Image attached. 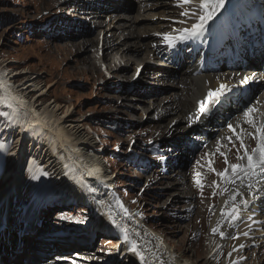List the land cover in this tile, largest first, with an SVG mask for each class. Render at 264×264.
Returning <instances> with one entry per match:
<instances>
[{
	"label": "rangeland",
	"instance_id": "1",
	"mask_svg": "<svg viewBox=\"0 0 264 264\" xmlns=\"http://www.w3.org/2000/svg\"><path fill=\"white\" fill-rule=\"evenodd\" d=\"M101 2L102 5L98 6V4L95 5V0H0V60L6 63L8 69L5 70L7 71L13 70L14 73L27 72V77L39 76L37 81L40 87L46 90L40 101L44 105L55 102L62 108L59 111L60 114L63 115V112L67 111L70 119L78 121L82 125L85 134L93 138L96 155L100 157L101 163L112 179L110 188L115 193L122 210L134 217L136 215L139 218L137 221L147 231L149 230L163 243L165 241L169 242V244H166L172 250L175 246H182L180 242L184 243L187 241L186 239L192 238L191 240L194 242V234L200 226L204 227L200 234L203 237L205 236L208 223L215 214V207L210 213L212 206L209 204L211 202L209 200L217 189L216 181L219 177L207 167L208 160H213L216 153L207 156L206 154L213 153L208 151H202V153L200 151L201 154L199 155L200 152L198 151L200 149L194 153L195 149L189 157L193 158V153L198 152L196 161L189 162L190 159L187 160L186 157L182 159L179 157L181 160H178L177 154L174 152L177 141H173L180 134L182 137L178 141H186V134L182 131L178 134L175 133L172 137V135L167 134L165 129V132L161 133L158 132V128L154 129L158 125L168 124L171 120L175 121L172 125L176 124L181 115L177 113L169 114L166 120L158 124L157 119L164 113L162 107L171 106L173 102L169 94L175 92L176 89L170 85H162L157 81V74L152 75L160 68L157 62H155L157 66L147 65L148 62H154L150 59L148 49L151 53L152 48L149 47V44L155 47L156 41L163 37L166 31L186 25L191 18L181 15V13L186 9L188 10L191 5L197 4L198 0H194V4L185 5L184 7L178 6V0H162L163 3L168 4L157 5L158 8L154 10H149L151 4L147 2L148 6L145 0H101ZM105 4L107 6H104ZM125 4L128 6H126V10H123ZM87 5H90L91 8L88 9ZM116 5L120 7V12L107 11V8ZM99 11L104 15H101ZM124 18L127 19L125 20L127 24L122 22ZM180 21H184V23H180ZM116 22H118V25L126 24L125 28L121 29L124 34H120L121 30L118 29V31H114ZM97 23H100V25ZM112 34H115V36H112ZM126 34L132 37L125 40L126 44L130 45L133 51H140L138 54L132 53L130 56L127 54V57L122 55L121 58V50L126 48V45H123V37ZM151 35H155L156 38L153 40ZM145 36H147V39H145ZM104 39H107L108 42L121 43L120 47L114 50L115 53L116 51L118 53L117 61H115L116 66H120V69H126V71L118 70L117 75L121 76V79L113 77L114 73L108 72V66L102 59L101 49ZM87 40L95 43L98 41L99 46H89L85 54H81V52L74 54L71 46L81 44ZM150 40H153V43ZM82 58H89L94 63L96 62V66L101 71V77H96L93 73L87 71L86 67L88 65H77V62ZM129 58L134 60V64L126 68L124 65L128 63ZM136 65L139 66L136 67ZM162 72L167 73V71H161V75H163ZM135 73L138 75L137 79ZM122 76L127 77V81L122 80ZM161 79L166 80L163 76H161ZM15 80V85L21 83L19 78ZM258 96H254L250 102L252 103ZM154 98L159 99L156 109L152 105ZM165 98L168 99L164 100ZM33 99L36 98L32 97ZM181 100L179 96L178 101L181 102ZM1 104L0 129L3 132H0V145L3 147H0V199L5 197L4 194H1L3 188L8 186V189L12 190L11 187L16 183V176L19 180V187L17 186V190L9 201V214L4 215V217L8 215L9 225L5 226L6 233L0 235V254L8 255L3 259H12L11 255L15 254L14 237L16 232L23 227L24 221H28L29 225L25 231H32V233L31 235L19 237L18 241L16 240L23 251L22 256L28 255L27 252L35 248H41L40 251L45 250L49 244L47 243V246H41L40 244H45L50 235L55 236L56 239V241H52V238L55 239L52 236L50 237L51 245H54L51 257L58 255L60 258L67 257L66 259L71 260L69 256L71 253L69 252L73 251L69 249H76L73 252L74 254L81 251L86 253L89 250L91 251L89 252L90 257L94 256V253H99L101 256L113 254L117 241L115 239L120 238V233L111 222L109 226H113L114 230H107L106 221L103 218H108L106 215L109 214L104 209L103 202L94 198L93 200L84 201V198L71 196L68 187L62 186L58 179L51 177L52 172L42 163L43 158L39 157L40 151H38V148L34 147L33 149L29 145V142L36 140V137L32 138L31 136L32 131L24 139L21 149L24 151L25 160L31 159L37 164H33V168L29 169L21 163L20 166L17 165L14 168V177L5 176L7 169V173L10 172L13 168L12 165L18 162L11 155L17 144V132L15 133L13 127L3 129L5 121H9V113L8 109L2 108ZM146 108H149L150 111L144 113ZM186 122H182L180 126H185ZM217 135L215 133L214 137ZM19 137L21 138V135ZM168 140L171 141L172 151L165 153L169 150L167 149L168 144L165 143ZM233 142L235 146L229 143L223 146L220 151L227 154V151L231 148V150L234 149L236 153L234 155L237 156V149H239L240 154L242 152L240 143L238 144V141L235 140ZM158 143H160V146L157 148L156 154L161 156L165 153L162 157H157L151 149L157 147ZM212 143H215V140ZM204 148L203 150H205ZM211 148L210 150L214 152ZM6 149H8V154L10 153L9 157L8 154L3 155V151ZM183 153L179 150L178 156ZM219 157L221 164L217 161L213 163L212 167L216 169L220 167L224 170L226 167L224 157L221 155ZM227 157L229 161L231 156L227 155ZM6 161H8L7 169ZM167 161H170L174 166L171 165L170 172L167 170L161 177L159 172L162 173V170H166ZM197 173L200 174L199 177L196 176ZM38 174L44 175V178L33 179L34 176L38 177ZM178 174L185 177L189 195L193 194V192H190L191 186L203 190L204 193L202 191L197 195L193 194L194 197L189 201L180 197L184 195L181 187L170 189L174 184V178L178 179ZM206 174H211L214 178L213 183L210 182ZM196 179L200 180L203 185L202 188L197 187ZM221 189H223V185ZM33 195L34 197L30 200ZM35 196L37 200L36 205L33 206L32 202ZM174 196L182 199L177 200L178 202H171ZM39 198L40 201H38ZM25 201L28 203L27 206L23 210L17 211V205L20 202L25 203ZM217 201H219V197H216V203ZM129 206L130 208H128ZM250 208L252 209V204L247 209L248 211L246 210L247 213L250 212ZM25 209L34 214L33 217L28 215V212L25 213ZM95 214L99 215L101 220L94 227H90L89 223ZM205 214L211 215L205 216ZM85 222L86 228H83L81 225ZM0 223V225L4 224V219H0ZM59 231H63L64 236L58 238L56 235ZM112 232L116 234L113 235ZM68 237L79 241L86 240L88 243H82L89 246H79L77 241L72 240H68L72 242L70 246L62 245L67 242ZM60 238H65L66 241ZM195 238L194 243L202 239ZM32 239L42 242H33ZM34 244H38L40 247H36ZM263 244L264 242L259 248L252 249V251L257 250V259L254 257V260L259 263H264ZM61 246H64L65 250L61 249ZM131 247L128 251L125 247L130 255L126 254L125 257L123 256L125 259L117 260L114 264H132L129 259L131 256L134 259L135 256L131 254ZM186 248L190 252L184 257H179L183 263L195 264L200 261L201 255L196 258L190 257L195 253L193 245ZM50 249H52V246H50ZM231 250L232 247L229 248L230 253ZM180 254L178 252L177 256ZM251 255L244 264L252 262L253 257ZM55 258L54 256L53 260ZM224 258L225 255L221 254L217 264H221ZM20 259V255L16 256V261L14 260L16 263L14 264H19ZM50 262L46 261L44 264Z\"/></svg>",
	"mask_w": 264,
	"mask_h": 264
},
{
	"label": "bare ground",
	"instance_id": "2",
	"mask_svg": "<svg viewBox=\"0 0 264 264\" xmlns=\"http://www.w3.org/2000/svg\"><path fill=\"white\" fill-rule=\"evenodd\" d=\"M145 1L150 2L151 4V8L149 10L155 8L157 5L160 6L167 4L160 3V0ZM229 1L230 0H226V5L229 3ZM117 6L118 5H116L115 7ZM125 6L128 5L125 4ZM86 7H88V9L89 7L91 8L90 5H87ZM191 13L192 12L190 11V14ZM193 18L194 21H190L189 25H192L196 22V16H194ZM125 20L127 19L124 18L122 22L126 23ZM97 24L100 25V23ZM126 24L118 25V22H116L114 31H118L122 28H125ZM122 33L124 34V31L121 30L120 34ZM176 35H178V33ZM112 36H115V34H112ZM123 38V45H126V48L124 50H121L120 57L122 58V55L123 57H127V54L130 56L132 53L138 54L140 50L138 52L136 50L133 51V49H131V46L126 44L125 42L126 39H130L132 37L126 34ZM120 44L121 43H118L116 41L108 42L107 39H104L101 49V56L102 59L107 63L108 70L114 73L113 77H118L119 79H121V76L117 75L118 70L116 69L115 63L116 58H118V53L117 51L115 53L114 50L120 47ZM95 45L99 46L98 41H96L95 43L94 41L87 40L83 41L81 44L72 45L71 48L73 49L74 54H77L78 52H81V54H85L89 46L96 47ZM154 46L155 47H152L151 54H154L156 57H161L163 55L161 43H156ZM127 62L128 63L124 65V67L126 68H129L132 64H134V60H132L131 58H129ZM95 63L92 59L82 58L80 61L77 62V65H88V67H86L87 71L93 73L96 77H101V71L96 66L97 63ZM139 65H136V67H138ZM6 68L8 69L6 63L0 60V95L5 97L6 99V102L2 103L1 106L2 108L4 107L8 109L9 113V121H5L3 129L6 130L8 129V127H13V130L15 129V133L17 132V144L13 148V152L11 153V155L15 157L16 161H19L21 157H25L24 151H21V145H23L24 139L30 135L29 132L32 131L33 133L31 134V136L32 138L36 137V140L32 139L35 141L29 142V145H31L33 149L34 147L38 148V151H40L39 157L43 158L42 163H44L47 168L52 172L50 176L54 177L55 179H58V182L61 183L62 186L68 187V189H70L69 192L71 193V196L80 199L84 198V201L90 199L93 200V198L95 200L102 201L103 204H101L104 205V209L107 210L109 214L108 218H103L106 221L105 225L107 226V230L113 231L114 226L120 233V238H118L117 241L123 240V243H126L129 239L131 245L133 242H135V244L137 245V251H139L143 255L144 259L142 261L140 257L136 255L135 252L131 251V254L135 256L134 259L132 256L129 259L131 260L130 262L132 264H187L185 262L183 263L179 259V257L181 258L187 255V253H189L190 251L186 247L190 248L191 245L194 246L195 255L192 254L190 255V257L196 258L199 255L202 256L201 258H199L200 261H197L195 264H217V261L219 260L221 254L225 255V258L221 264H244L251 254V256L253 257L252 262L246 264H264L257 262V260H254V257L255 259H257L256 255L258 253L256 252L257 250L252 251L253 248H259L260 246H262V243L264 242V175H256L250 178V182L255 185V188L253 189V191L256 192L255 196L250 194L247 188L249 178L246 177L243 183H241L239 179H236L235 183L233 184L228 182L226 179L219 177V179L216 181L217 189L214 191L211 196V199L209 200L211 201L209 204H211L212 206V210L210 211V213H212L213 208L215 207V214L211 217V220L208 223L207 232L205 233V236H201L200 232L203 230L204 227L200 226L195 232V234L192 232L194 234V242L196 240L195 237H198L200 239L202 238L200 241L194 243L191 240L192 238H189L186 239L187 241L184 242L185 244L182 241L180 242L182 246H175L174 248L172 247V250H170V246H168L169 242L165 241V243H163L158 237H156L153 233L149 232V230L147 231L144 226L139 221H137L139 218H137L136 215L135 218L125 210H122L121 205L117 203L115 193H113L112 189L110 188L112 184V179L107 173V170L104 165L101 163L100 157L96 155V146L93 138L85 134L82 125H80L78 121H73L72 119H70V116L68 115L67 111L63 112V115L60 114L59 111L62 108L55 102H49L47 105H44L40 101L42 100V96L45 95L44 93L46 90H43V88L40 87V84L37 81L39 76L27 77V72L14 73L12 72L13 70H5ZM187 69L190 68H186L185 70L183 69L180 71V79L176 75L178 72L174 73L169 70L167 71L165 68L157 69L156 72L152 74H157V81L159 83H162V85H170L174 89H176L175 92L169 94L171 95L170 98L173 102L171 106L162 107V111H164V113L161 115L160 118L157 119L158 124H160L161 121L166 120L169 114L177 113L178 115H181V118L176 124L172 125V123H174L175 121L171 120L168 124L158 125L157 127H154V129L158 128L159 133L163 132L165 129L167 131V134L169 136L172 135V137L173 135H175V133L178 134L182 131L185 132L187 130H192V132H195L196 136L194 137V139H192L193 142L189 141L190 143L188 144L187 148L182 143L174 151L177 152L176 156H178L179 150L183 151L184 153L178 157L181 158L182 156H186L189 159V156H191V153L197 148V146H200V144H202L201 148H204L206 143L212 141L215 138V133H217L218 135L216 136L215 143H212L211 149L214 151V154L216 153V155L214 156V160L216 162L218 161L219 164H221L219 157L220 154L219 152H217V141H221L223 146L229 144L228 140L225 139L226 137L232 135L229 132L228 124H232L234 127L240 125V127L245 129L246 132L255 133V129L251 128L249 125L243 122L244 110L247 107L253 105H255L258 109V111L253 114L254 119H256L258 122L264 121V116L260 115V113H264V91L261 93L259 98H257L252 104H250L249 106L246 105V107H244V110L241 108L239 110H236L235 108L233 111H230V115L225 116L224 119L223 114L221 112L212 116V118L217 119V123H219V120H221L219 126L214 125L215 121L211 120L212 118H209L208 115L201 116L197 122L192 123L189 120V115H191V113H194V107L198 105V102L207 95L209 89L214 90L218 88L220 84H231L235 83V81L231 77L227 76L226 73L206 75L204 77L196 78L192 76L194 70ZM119 70L126 71V69ZM161 71H167V73L162 72L163 75H161ZM161 76L166 79V82L161 79ZM17 78H19V82H21L19 85L14 84L16 81L15 79ZM126 78L127 77L122 76V80L125 81ZM174 80H177L178 82L175 83ZM179 96L182 99L181 102L178 101ZM14 97L17 99H14ZM32 97H35L36 99H33V101ZM167 99L168 98H165L164 100ZM158 100H156L155 98L152 100V105L154 109L157 108ZM21 101H24L25 103L21 104ZM137 101L142 102L139 100ZM257 101H259L260 103L257 104ZM8 105H11V107H9ZM149 111L150 109L146 108L144 110V113H147ZM195 112L197 111L195 110ZM183 118H186L187 120H185L187 122ZM193 118H195V113ZM37 120H39L40 122L37 123ZM182 122H186V125L180 126ZM196 124L198 125V128H196ZM239 131L240 128H237V132ZM19 135H21V138L19 137ZM181 137L182 136L180 134L179 136H177V139L173 142L181 140ZM189 138V135H186V141H188ZM198 139L200 141L195 143V141ZM165 140H167V138H165ZM233 140H235V137H233ZM169 142L171 141L168 140L165 143L169 144ZM34 143L35 145H33ZM239 143L240 142L238 141V144ZM244 143L247 146L249 152L251 151V149L256 147V141L247 135H245L244 137ZM35 151L37 152V150ZM234 153L235 152L233 149L232 151H230V154H226L228 156H231L229 157V163L238 162ZM240 155H243V153H240ZM9 160L11 159L9 158ZM239 162L246 164L247 160L245 158V160ZM21 163L18 166H20ZM12 166L13 168L8 173L7 169L5 176L10 175L14 177V168L17 167V163ZM216 170L223 171L220 167H217ZM206 175L210 182L213 183L214 178H212L211 174ZM228 176H231V169L228 170ZM177 178L178 179L174 178V184L170 187V189H175V187H181V191L184 192V195L180 197H182L183 199L189 201L194 197L193 194L197 195L199 192L203 191L201 189V191L198 190L199 188H193L191 186L190 192H193V194L189 195V188L186 187L185 177L179 175V177ZM18 183L19 180L16 176V183L13 187H11L13 188V190L10 191V188L8 189V186H5L1 191V194H4L6 199L4 200L2 205L0 203V218L2 217L6 220V226H8L7 222L9 220L8 215L6 217H4V215L9 214V201L12 198L13 193H15V191L17 190ZM222 185L223 189H221ZM236 191H239L241 195L237 196L236 200L233 202L230 200V197ZM180 197L174 196L171 202H178L177 200L182 199ZM216 197H219V201H217V203ZM244 199L248 200L249 202L247 207L240 203L241 200ZM225 201H229L227 207L225 205ZM232 203H235L240 206L239 213L236 219H232L231 217H223L222 210L226 211L228 207H231ZM251 204L252 209L250 208V212L247 213L246 210ZM128 208H130V206ZM96 214L94 216H96ZM197 215H199V213H197ZM209 215L211 214H205V216ZM110 222L113 224L112 227L109 226ZM218 223L220 225V230L224 233L223 237L218 232L214 233L212 231L214 228L217 227ZM4 233H6V231L0 230V235ZM115 234L116 233H113V235ZM70 243V241H67L62 245L66 244V246H70ZM40 245L47 246V243L45 242V244ZM241 245L243 247H241ZM63 247L64 246H61V249L65 250ZM230 247H232L231 253L229 252ZM178 252L181 253L179 256H177ZM80 253L81 254H79L78 258L81 259L87 258L84 255H90L89 252ZM120 254L118 255V257L120 256ZM11 256H14V254H12ZM25 256H27L26 259H30L31 257H33H30L29 255Z\"/></svg>",
	"mask_w": 264,
	"mask_h": 264
},
{
	"label": "snow or ice",
	"instance_id": "3",
	"mask_svg": "<svg viewBox=\"0 0 264 264\" xmlns=\"http://www.w3.org/2000/svg\"><path fill=\"white\" fill-rule=\"evenodd\" d=\"M194 2V0H178V6L184 7L185 5H191ZM226 0H198L197 8H198V14L197 12H192L191 15L196 16V22L193 23L190 27L182 28L176 30L178 32V35H172L170 33H164L163 39L164 41L170 46L175 47L177 41H186L193 39L197 36L202 35L205 31H207V26L210 21L214 20L218 14L221 12L222 9L225 8ZM181 15L188 16L190 15L189 11L186 9L184 12L181 13ZM180 23H184V21H180ZM254 78V77H253ZM248 80V77H245L244 80L241 82H245ZM228 87L225 84H220V86L216 89H209L207 92V95L198 102V109H197V115L195 118L189 117V120L192 123L197 122L201 116L207 115L210 112V105L214 103L216 100L219 99V97L222 95L224 91H227ZM14 99H17L14 97ZM6 99L3 96H0V103H5ZM24 101H21V104H24ZM260 102L257 101V104ZM11 107V105H8ZM258 111L257 107L255 105L247 107L243 112V122L247 125H249L251 128L255 129V133L253 132H246L245 129L240 127V125H237L234 127L232 124H228L229 132L232 134L225 139L228 140L230 144L235 146L233 142V137H235V140L240 142V149H243V155L239 154V149H237V156L236 160L237 163H229L228 157L225 152L220 151L221 147L223 146L221 141H217V152L224 157V163L226 165L225 169L223 171H216L214 167H212L214 161L209 159L207 162V167L210 171L214 172L218 177L226 179L230 183H235L236 179H239L241 183L244 182V179L247 177L249 178V183L247 184V188L249 190V193L253 196L256 195V192L253 191L255 188V185L250 182V178L256 175H264V121H257L254 119L253 114ZM260 115L264 116V113H260ZM37 123L40 121L37 120ZM237 128H240V131L237 132ZM245 135L251 137L256 141V147L251 149L249 152L247 146L244 143V137ZM0 147H3L0 145ZM207 156L215 155L213 154H206ZM247 160V163H240L239 161ZM199 163V162H198ZM231 169V176H228V170ZM197 177L200 176L199 173L196 174ZM38 177H33V179H36ZM196 184L198 187H203L199 179H196ZM226 191V189H225ZM258 191V190H257ZM241 195L239 191L234 192L230 200L235 201L237 196ZM119 203V201H117ZM245 207L248 206V200L244 199L240 202ZM229 201H225L226 207L228 206ZM239 205L232 203L231 207H228L227 210H222V216L223 217H231L232 219H236L238 213H239ZM214 233H219L222 237L224 236V233L220 230L219 223L217 224V227L212 230ZM241 247H243L241 245ZM131 251L135 252L137 256L140 257V259L143 261L144 257L143 255L137 251V245L135 242L132 243Z\"/></svg>",
	"mask_w": 264,
	"mask_h": 264
}]
</instances>
